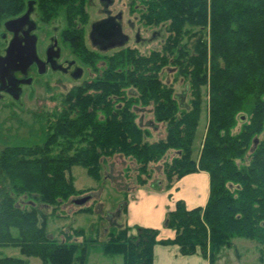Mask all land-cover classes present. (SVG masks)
Instances as JSON below:
<instances>
[{
	"label": "trees",
	"instance_id": "obj_1",
	"mask_svg": "<svg viewBox=\"0 0 264 264\" xmlns=\"http://www.w3.org/2000/svg\"><path fill=\"white\" fill-rule=\"evenodd\" d=\"M36 1L40 19L61 18V40L100 71L60 94L59 104L45 114L42 144L0 149V247H18L25 256H0V264H31L28 257L41 264H85L94 239L71 241L72 234L83 232L76 229L58 242L47 234L46 217L64 216L68 211L62 207L85 194L74 185L73 165L99 181L102 160L116 155L135 162L139 186L151 179L152 164L162 161L166 188L205 170L210 191L203 207L188 209L178 200L168 211L164 226L175 230L172 239L157 240V229L136 227L131 234L121 226L107 232L102 254L120 255L122 264H153V246L159 242L176 244L182 255L199 252L215 264L220 249L235 237L264 246V0H129L143 25L165 27L161 47L147 54L130 46L109 54L90 50L84 32L88 0ZM24 8V0H0V46L4 21ZM98 60L103 67L96 66ZM167 66L187 82V108L173 83L161 77ZM204 86L208 120L193 158ZM146 108L152 128L164 126L163 135L153 140V131L138 117ZM240 115L245 120L239 121ZM22 194L47 204L50 213L19 206ZM73 206L71 213L94 211L86 203Z\"/></svg>",
	"mask_w": 264,
	"mask_h": 264
},
{
	"label": "rangeland",
	"instance_id": "obj_2",
	"mask_svg": "<svg viewBox=\"0 0 264 264\" xmlns=\"http://www.w3.org/2000/svg\"><path fill=\"white\" fill-rule=\"evenodd\" d=\"M27 2V0H24ZM138 7L139 5L136 4ZM129 0H114L110 7L113 12L121 13L120 24L122 30L127 35V40L122 46L135 47L142 54H147L153 49H159L166 36L165 27L163 26H145L138 17L139 10L137 7L130 11ZM103 5L101 0H88L87 10L90 20H95L103 16ZM140 8V7H139ZM63 20L53 19L50 23L39 22L40 28L52 30L53 34H58V29L63 26ZM57 27V28H56ZM55 28V29H53ZM40 37V43L45 44L49 37L45 33L37 32ZM8 40L0 46V55L5 51ZM63 57L75 59L79 67H82L83 73L77 81H71L63 77L58 72L37 76L34 74V81L30 85L23 86V90L17 98L10 97L0 91V149L5 145H33L42 144V124L47 112H51L55 105L59 104L60 94L65 90L86 80L94 78L98 72L90 65L80 61L73 53L68 43H64ZM40 48V47H38ZM94 51L100 54H109L115 49H106ZM97 67L104 66L103 60H98ZM161 77L165 82L173 83L175 92L182 97L185 108L188 107L189 92L186 80L177 72L173 66H167L161 71ZM208 94L207 86L202 87L201 106L198 124L192 144V157L197 158L201 149L203 138L205 136L208 120ZM146 108L138 112V117L143 126L151 129L150 140L161 137L164 133V126L159 124L153 127L152 114ZM245 120V118H244ZM150 125V127L148 126ZM239 123L237 124V127ZM155 131V132H154ZM171 150L168 152L166 159ZM163 160V159H162ZM151 179L149 185H154L155 181L164 180L162 170V161L152 164ZM136 166L130 158H122L118 155L102 160L101 178L96 181L88 176L86 170L79 166L71 167V175L74 179V185L78 190H84L85 194H91L86 204L92 205L93 212L71 213L73 204H68L62 209H66L62 217H51L49 206L30 195L22 194L17 198V204L21 207H31L39 209L40 212L48 215L46 217V231L48 236L56 239L58 242L67 239V232L72 233L76 229H82L81 234H72L71 241L83 243V240L94 239V243L88 246L86 264H122L120 255L106 256L102 254L100 245L106 240L109 230L117 229L125 224V213L122 205L128 201L129 191L139 186L136 182ZM175 181V180H174ZM174 183V182H173ZM172 183V184H173ZM172 186V185H171ZM158 211V210H156ZM230 247L220 249L215 264H264V246L259 245L255 240L243 237H235ZM0 256H14L25 258L18 247L7 246L0 247ZM31 264H41L37 257L27 258Z\"/></svg>",
	"mask_w": 264,
	"mask_h": 264
},
{
	"label": "crops",
	"instance_id": "obj_3",
	"mask_svg": "<svg viewBox=\"0 0 264 264\" xmlns=\"http://www.w3.org/2000/svg\"><path fill=\"white\" fill-rule=\"evenodd\" d=\"M165 183L164 177V180L155 181L154 185L136 186L129 191V198L124 203L123 211L125 213L123 226L128 228L129 233L135 234L136 227H148L158 230L157 240L172 239L175 230L164 226V219L168 211L174 209L176 202L182 200L190 209L203 207L208 200L210 177L205 170L188 173L176 179L168 188L165 187ZM153 264L209 263L199 252L182 255L176 244L158 242L153 246Z\"/></svg>",
	"mask_w": 264,
	"mask_h": 264
},
{
	"label": "flooded vegetation",
	"instance_id": "obj_4",
	"mask_svg": "<svg viewBox=\"0 0 264 264\" xmlns=\"http://www.w3.org/2000/svg\"><path fill=\"white\" fill-rule=\"evenodd\" d=\"M36 2V0H27V2H25V8L20 14L8 18L12 19L23 17V25L15 26L12 30H7L4 27L3 30V41L8 40L7 47L13 39L16 41H22L23 43L27 39H34L35 52L38 58L37 62L31 60V63L27 66V68L23 70H10L9 74L5 76L2 83L1 92L13 98L15 96H18V94L22 92L23 86L30 85L34 81V74L37 76H43L45 74H53L58 72L60 75H62L63 77H67L71 81H77L83 73L82 67H79L75 59H67L63 57L64 42L59 36V32L61 29H58V34L56 36L52 35V30L40 28L39 22L42 20L40 19L36 9ZM113 4L114 0H112L110 4H106V2L102 1V9L104 11L103 16L92 21L89 18L88 22L85 25V43L90 50L94 51L93 48H95L101 52L103 50L110 49L103 48L106 42L105 40H93L91 38V29L94 22L108 17H115L116 21L120 22V19H118V12H113L110 8ZM37 32H44L45 35L49 37V41L45 44H41L40 37ZM6 48L1 56H4L6 54ZM112 48L117 49L118 46ZM38 71H41L42 73L40 74ZM75 74H78V76H75Z\"/></svg>",
	"mask_w": 264,
	"mask_h": 264
},
{
	"label": "water",
	"instance_id": "obj_5",
	"mask_svg": "<svg viewBox=\"0 0 264 264\" xmlns=\"http://www.w3.org/2000/svg\"><path fill=\"white\" fill-rule=\"evenodd\" d=\"M110 4L112 0H101ZM122 14L118 13V19H121ZM24 18H12L6 20L3 25L7 30H12L15 26L23 25ZM19 23V24H17ZM91 38L93 40H105L103 48H112L115 46H122L127 40V35L123 32L120 22L116 21L115 17H108L98 20L92 24ZM34 39H27L24 41L12 40L6 48V54L0 55V91L2 90V83L5 76H7L10 70H23L32 61L38 60L34 47ZM40 74L41 71H38ZM78 76V74H75ZM14 98H17L15 96ZM244 115H240L239 121H243ZM257 144V139H254L253 145ZM92 199L91 194H86L72 199V203L76 206H82L86 202Z\"/></svg>",
	"mask_w": 264,
	"mask_h": 264
}]
</instances>
